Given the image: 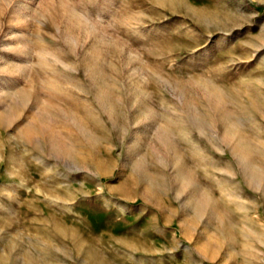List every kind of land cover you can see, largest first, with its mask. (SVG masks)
<instances>
[{
    "label": "rangeland",
    "instance_id": "obj_1",
    "mask_svg": "<svg viewBox=\"0 0 264 264\" xmlns=\"http://www.w3.org/2000/svg\"><path fill=\"white\" fill-rule=\"evenodd\" d=\"M0 157V264H264V0H0Z\"/></svg>",
    "mask_w": 264,
    "mask_h": 264
},
{
    "label": "bare ground",
    "instance_id": "obj_2",
    "mask_svg": "<svg viewBox=\"0 0 264 264\" xmlns=\"http://www.w3.org/2000/svg\"><path fill=\"white\" fill-rule=\"evenodd\" d=\"M42 110H43V109H42ZM40 112H41V111H40ZM45 113H46V111H45ZM38 117H39V116H38ZM40 117H42V115H41ZM40 119H41V118H40ZM41 121H43V120H41ZM44 122H45V119H44ZM37 123H38V122H37ZM30 124H33V123H30ZM30 124H29V127H31ZM45 124H46V123H45ZM41 125H42V124H41ZM43 125H44V124H43ZM45 126H46V125H45ZM45 126H44V127H45ZM29 127H28V128H29ZM33 127H34V126H33ZM38 127H39V126H38ZM41 127H42V126H41ZM26 128H27V126H26ZM29 133H30V131H29ZM36 133H37V132H36ZM32 134H33V133H32ZM32 134H31V135H32ZM34 137H35V134H34ZM34 137H33V138H34ZM58 144H59V143H58ZM60 144H61V143H60ZM67 155H69V157H73L71 151H68V152H67ZM2 158H3V157H0V162H1ZM41 162H42V161H41ZM25 178H26V177H25ZM20 180H21V179H20Z\"/></svg>",
    "mask_w": 264,
    "mask_h": 264
}]
</instances>
